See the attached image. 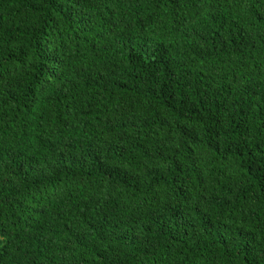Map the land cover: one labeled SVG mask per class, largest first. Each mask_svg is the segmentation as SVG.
Masks as SVG:
<instances>
[{"label":"trees","instance_id":"16d2710c","mask_svg":"<svg viewBox=\"0 0 264 264\" xmlns=\"http://www.w3.org/2000/svg\"><path fill=\"white\" fill-rule=\"evenodd\" d=\"M0 264H264V0H0Z\"/></svg>","mask_w":264,"mask_h":264}]
</instances>
